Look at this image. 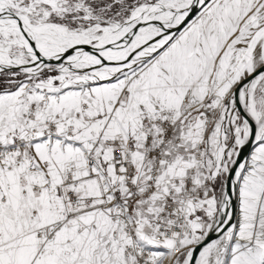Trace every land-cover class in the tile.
<instances>
[{"label":"snow or ice","instance_id":"snow-or-ice-1","mask_svg":"<svg viewBox=\"0 0 264 264\" xmlns=\"http://www.w3.org/2000/svg\"><path fill=\"white\" fill-rule=\"evenodd\" d=\"M0 264H264V0H0Z\"/></svg>","mask_w":264,"mask_h":264}]
</instances>
